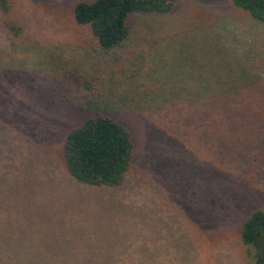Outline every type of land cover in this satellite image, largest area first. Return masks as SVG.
Listing matches in <instances>:
<instances>
[{"label":"rangeland","instance_id":"obj_1","mask_svg":"<svg viewBox=\"0 0 264 264\" xmlns=\"http://www.w3.org/2000/svg\"><path fill=\"white\" fill-rule=\"evenodd\" d=\"M79 1L0 11V264H252L239 229L264 209V23L176 0L104 50L74 22ZM96 113L132 143L117 186L62 159Z\"/></svg>","mask_w":264,"mask_h":264},{"label":"trees","instance_id":"obj_2","mask_svg":"<svg viewBox=\"0 0 264 264\" xmlns=\"http://www.w3.org/2000/svg\"><path fill=\"white\" fill-rule=\"evenodd\" d=\"M176 0H89L76 2L71 9L74 22L88 27L95 43L104 50L120 46L128 36L127 20L133 14H165ZM254 20L264 23V0H231ZM11 0H0V11L7 13ZM18 34L19 28L6 23ZM128 132L105 113L86 116L70 128L61 145L68 173L80 183L117 186L131 158ZM241 243L247 246L252 264H264V209L253 210L239 229Z\"/></svg>","mask_w":264,"mask_h":264}]
</instances>
